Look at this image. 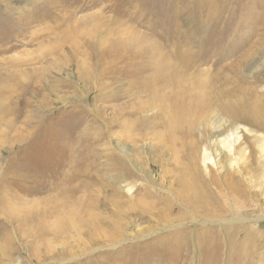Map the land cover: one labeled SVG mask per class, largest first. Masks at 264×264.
I'll return each mask as SVG.
<instances>
[{
  "label": "rangeland",
  "instance_id": "374dc122",
  "mask_svg": "<svg viewBox=\"0 0 264 264\" xmlns=\"http://www.w3.org/2000/svg\"><path fill=\"white\" fill-rule=\"evenodd\" d=\"M68 31L77 38L64 43ZM136 55L171 72L174 88L160 92L164 98L207 85L225 105L249 92L264 100V0H0V264H168L169 255L154 261L148 251L171 250L176 239L188 243L176 264H210L214 251L216 264H264L258 152L248 165L255 172L241 174L245 198L221 197L226 191L216 187L219 205L177 202L175 193L191 181L181 160L189 138L171 129L166 104L140 88L157 72L137 77L129 64ZM227 124L228 133L248 139L241 148L258 150L253 127ZM203 134L199 126L190 140ZM210 154L211 170L223 171L226 161ZM119 172L174 204L169 213L136 195L168 218L124 230L125 243L108 238L122 218L119 205H129L114 181ZM51 174L64 187L50 186ZM78 189L63 213L54 208ZM94 215L97 229L88 226ZM64 217L71 227L53 236Z\"/></svg>",
  "mask_w": 264,
  "mask_h": 264
},
{
  "label": "bare ground",
  "instance_id": "6f19581e",
  "mask_svg": "<svg viewBox=\"0 0 264 264\" xmlns=\"http://www.w3.org/2000/svg\"><path fill=\"white\" fill-rule=\"evenodd\" d=\"M67 33H64L62 35L63 37L62 41L64 43H67L71 39L76 40L77 37L72 36L69 33V31ZM95 49H97V46ZM97 55L98 54L96 52L95 54L92 55V58L96 57ZM132 58L133 60H131L129 64L131 67L133 66V68L136 67L137 69H139V75H137V77L139 76L141 77L142 75H144L149 71L157 72L155 74V77H153L152 79L148 78V80H144L141 86L140 85L139 86L141 89L145 88L147 91L150 92L151 95L157 97L159 100L161 99L166 104V107L168 108L169 111L168 122L171 129H173L174 132H177L180 128H182L180 130V133L185 137V139L189 138V142L185 144L186 152L184 153L183 156H181V160L185 162V165L188 164L187 167L189 168V170L186 167L185 168L190 173L189 180L191 181L190 183H188V185L183 186L177 193H175L177 202H181L182 204L188 203L189 207L192 206L196 209H204V208L207 209L213 204L219 205L220 197L219 196L216 197V195L218 194V192H215L216 187H221L222 190L226 191V193L222 194L221 197H227V193H230L232 198L234 197L245 198L249 186L245 183V180L241 177V174H243V171L249 169L255 172V170L252 169H255L256 167L251 168L252 165L251 166L248 165L250 163L256 164L255 153L257 152L259 154V158H258V160L260 161L259 165L261 164V162L264 163V136H263L264 100L261 99L258 95H256L257 93L255 94L253 92H249L248 97L245 96L243 98H240L239 101H237L234 104L225 105V103L223 104L221 101H219L218 97L209 94L210 91L207 89L208 88L207 85L197 86V88L192 93H181L176 90L174 92H171L170 98H164L162 95H160V92H162L164 89L171 90L174 88L172 75L170 74L171 72H168L169 70H167L166 67L163 68L161 66H157L156 62H155V66L150 67L149 65L151 64V61L154 60L153 56L151 58H149V56L140 58L139 55H136L135 57ZM144 78H140V80L142 81ZM251 82H252L251 84L259 83L257 79L256 81H251ZM181 95H185V97ZM250 99H254L252 104L247 103ZM217 109L221 111V114L216 113V111H218ZM226 119L238 120L240 122L247 123V125L253 127L254 131L257 132L258 135H260L259 138L256 137V142L260 140L259 141L260 145L257 146L258 150L254 149L253 147H249V150H247L248 149L247 146L241 148V145L244 144L248 139L246 140V137H243L241 140V137L236 132L237 130L234 131V133H230V132L228 133L229 125L228 124L226 125ZM183 126H185L184 129ZM199 126L203 128V133H204L202 135L203 137L197 138L195 139V141L190 140V137L192 136V132L195 131ZM210 132H213L214 134H216V136L213 138V136L209 135ZM213 150L214 152L219 153L218 154V156H220L219 158H223L226 161L225 164L221 166L223 171L219 170L220 172H218L217 169L211 170L210 168L217 166V162L215 161V158L210 154ZM123 153H124L123 150H121V155H123ZM227 161H228V165H227ZM244 161H246L247 163ZM145 171L148 172V170ZM51 175L53 176V178L51 179V181H48V183L50 182V186L58 185L64 187L62 185L63 178H61L60 174L59 175L51 174ZM142 175H144V172H142ZM114 179H115L114 180L115 184L119 187V189L124 190L122 191V197L123 196L126 197L127 204L129 205L128 206L125 205L124 201L119 205L120 211L122 212V218L119 223L115 225L112 223L111 227L108 229L109 240H115L123 237L122 240L120 239L121 241H119V243H121L122 241L124 242L125 235L122 234L124 233V230H130L136 224L148 222V219L151 217L154 218V216H158L160 217V219H163L164 221L168 218L167 215L165 214L164 211L165 209L155 210L154 208L155 204H149L139 199L135 200L136 195H140L141 197L144 198L155 199L157 201L156 205L162 206L161 208L167 206L168 209L170 210L169 213L173 211L174 204L169 202V199L163 194L157 197L156 195H153V193L143 185L136 186L135 183H132L131 180H128L126 175L123 174L122 172H119V174L115 175ZM72 180L77 181L78 179L71 178V181ZM145 186H147V184ZM222 190L221 193L223 192ZM78 192L79 189L78 191L74 190V192L71 194L68 193L69 195L67 197L66 196L63 197L62 200H59L58 203L54 206V208L56 210L61 211V213H63L68 208L69 203H71V199ZM134 202L136 203V206ZM130 206H135L137 208V211L133 212L132 207ZM97 207H99V202ZM154 210L156 211V213L155 212L153 213ZM10 215L12 217L14 216L16 217L17 214L13 212ZM44 215H46V212H44L41 216L44 217ZM69 220H70L69 217L67 219L66 217H64L60 225H56V226L54 225L53 230L52 231L49 230V232H51L53 236L55 235L57 236L58 234L65 233L71 227ZM97 222H99V218H97L94 215L93 222L88 226L97 229V225H96ZM127 240H132V239L128 238L126 239V241ZM176 240L173 241L171 240L168 242V244H172L171 250H168L165 247L159 252L148 251L150 258L155 261L157 260L158 256L160 255L164 256V254H166L170 256V261L168 262V264H176L177 262H179V251L185 248L186 244L188 245V243L186 242L185 244V242H176ZM97 245H99V243H97ZM94 246L95 244L91 243L89 247L92 248ZM99 246L100 247L98 248H103V245H99ZM108 247L114 248V245H108ZM84 250H88V249H84ZM92 250L93 249H91L90 253H92ZM34 252L36 253L37 251ZM210 253L211 252L207 254ZM212 258L214 260L209 261V263L216 264L215 260L217 261V252L214 251ZM60 259L64 260L65 257H61ZM238 261L239 260H237L236 262Z\"/></svg>",
  "mask_w": 264,
  "mask_h": 264
}]
</instances>
